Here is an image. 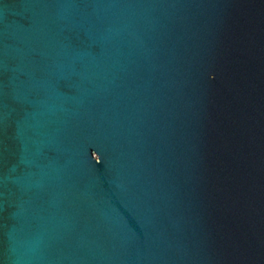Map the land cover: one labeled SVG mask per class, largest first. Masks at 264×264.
<instances>
[{"label": "water", "instance_id": "1", "mask_svg": "<svg viewBox=\"0 0 264 264\" xmlns=\"http://www.w3.org/2000/svg\"><path fill=\"white\" fill-rule=\"evenodd\" d=\"M0 264H264V0H0Z\"/></svg>", "mask_w": 264, "mask_h": 264}]
</instances>
